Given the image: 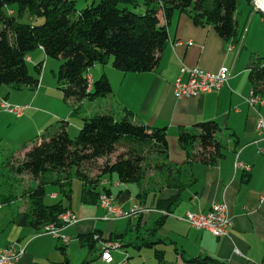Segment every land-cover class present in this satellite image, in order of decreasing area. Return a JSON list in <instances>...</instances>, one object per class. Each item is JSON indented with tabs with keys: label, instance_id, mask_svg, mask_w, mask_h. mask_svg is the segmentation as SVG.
I'll return each mask as SVG.
<instances>
[{
	"label": "crops",
	"instance_id": "crops-1",
	"mask_svg": "<svg viewBox=\"0 0 264 264\" xmlns=\"http://www.w3.org/2000/svg\"><path fill=\"white\" fill-rule=\"evenodd\" d=\"M138 1L140 9H143L142 0ZM159 17L165 23L161 14ZM257 17L252 15L239 45L221 38L211 25L197 26L188 16L175 11L166 24L168 39L159 53L158 64L152 71L123 73L110 64H95L88 70L89 76L95 80L105 75L110 82L111 93L105 97L84 99L76 103L71 111H68L65 102L69 101L70 108L73 100L64 99L58 88V81L56 89L54 81L48 78V57L39 49L30 54V61L27 63L36 65L43 61V73L39 77L37 90L19 101L27 104L28 108L18 118L24 117L23 121L31 128L36 127L38 130L46 123L51 126L49 117L32 106L47 77L44 95L40 99L54 104V113L48 116L57 118V121L67 120L66 130L69 126L68 119L72 116L76 117L72 126L80 128L83 118L107 113L120 118L125 109L131 112L134 123L166 129L169 145L166 163L169 170L164 167L159 173L150 172L137 184L121 183L114 175L111 178L104 175L102 178H107L110 183H99L97 191L99 194L105 188L110 190L116 198L115 204L123 209L134 204L156 208L160 202L162 206L163 202L165 204L159 208L168 209L171 215L162 218L159 213L150 211L131 221L125 218L105 220V211L98 205V196L94 197L92 194L83 197L81 189L79 196L73 200L72 192L69 198H65L54 189L49 192L48 197L58 199L62 195V199L58 200L78 218L75 224L60 230V233L70 237V241L63 244L48 233L37 231L28 225L11 223L0 232V249L14 241L25 244V251L15 264H105L100 260L99 241L95 239L93 244L83 246L79 236L96 232L94 235H100L101 240H106L112 234L126 229L140 235L161 221L155 237L161 238L163 243L155 247L164 250L168 261L180 262L178 256L182 253L186 257L210 256L226 264H261L264 261V200L260 199L264 186V156L261 153L264 141L259 140L256 121L258 113L264 117V106L259 107L257 113L247 103L251 90L248 65L254 57L262 58L261 64L264 65V18ZM236 18L239 30L245 25L246 16L236 11ZM176 40H181L183 44L174 45ZM187 41L192 44L188 45ZM257 41L259 45L256 44ZM57 60L60 65L61 60ZM181 64L208 72L216 71L223 65L230 68L231 74L227 84L217 91L177 99L173 94L172 84L177 78H187L179 72ZM68 112L69 117H66ZM204 121H215L218 124L220 129L216 138L225 144L223 155L214 162H188L177 143L178 131L181 127L190 128L195 123ZM54 127L57 126L52 125ZM31 146L25 145L22 149L27 151ZM236 154L239 161L249 166L248 171L234 169ZM73 180L75 179L70 181L71 190ZM79 182L82 185V181ZM52 194L56 196L52 197ZM213 202H224L227 205L230 225L225 236L214 237L208 231L192 228L178 219L187 212L206 213ZM154 216L157 219L151 224ZM126 240L127 237H124V241ZM120 244L125 249L112 252L114 263L120 264L123 259L121 256L127 254V260L123 264H130L132 255L127 248L131 247L141 259L152 258V264H157L154 248L138 249L124 246L121 242ZM114 253L118 258H115ZM132 264L141 263L135 260Z\"/></svg>",
	"mask_w": 264,
	"mask_h": 264
},
{
	"label": "trees",
	"instance_id": "trees-1",
	"mask_svg": "<svg viewBox=\"0 0 264 264\" xmlns=\"http://www.w3.org/2000/svg\"><path fill=\"white\" fill-rule=\"evenodd\" d=\"M141 4L143 9L138 7V0H93L77 9L75 0H0V86L14 90L37 88L40 81L37 75L41 74L43 61L33 65L37 74L33 75L25 57L42 46L47 57L61 60L56 77L64 99L80 103L84 99L105 97L112 91L108 78L101 75L92 80V88L88 90V70L95 64H110L123 73L152 71L168 39L166 24L175 11L188 16L197 26L211 25L226 41H239L242 27L238 30L237 0H142ZM8 8L14 13L8 14ZM24 13L33 19L41 17L42 21L38 24L21 22L18 19ZM160 14L165 23L160 21ZM261 61L262 58H252L248 79L251 89L264 97ZM67 123V120H60L59 126L36 135L41 138L40 143L31 146L17 164H11L10 157L0 162V203L7 206L0 217V232L11 223L28 225L37 231H42L46 224L57 223L58 216L68 208L60 200L50 204L44 202L46 185H58L63 197L69 198L72 178L67 173L64 179L46 180L51 172L62 173L69 166L109 156L117 146L126 152L115 162L106 164L102 173L110 178L116 176L121 183H139L145 174V165L150 162H155L160 169L168 165L165 162L169 151L166 129L134 123L127 109L120 118L111 113L83 118L75 137L69 136ZM219 129L215 121L181 127L177 143L186 161L214 162L221 157L225 144L216 138ZM24 173L39 182L25 194H18L13 184L18 181L17 175ZM77 175L82 181V196L93 194L97 197L99 183L86 181L79 172ZM103 191L110 193L106 188ZM22 196L27 197L28 208L12 212L10 203ZM163 204L160 206V202L156 208L162 209L159 207ZM160 223L158 221L156 226L140 235L126 229L106 240L120 241L124 246L138 249L152 247L157 264H226L210 256L186 257L182 253L178 256L180 262L168 261L164 250L155 247L163 243L161 238L155 237ZM95 233L79 236L81 244H93ZM98 238L101 239L100 235Z\"/></svg>",
	"mask_w": 264,
	"mask_h": 264
},
{
	"label": "built area",
	"instance_id": "built-area-1",
	"mask_svg": "<svg viewBox=\"0 0 264 264\" xmlns=\"http://www.w3.org/2000/svg\"><path fill=\"white\" fill-rule=\"evenodd\" d=\"M250 5L255 12H259L264 16V1L263 0H250ZM246 32V27L242 28L239 41L237 44H241ZM191 45V41L186 42ZM181 40H176L174 45H182ZM38 49L43 51L42 46H38ZM25 61H30L29 56L25 57ZM179 72L185 74L187 78L181 80L177 78L172 84V91L177 99L196 97L203 93L217 91L227 84L231 70L226 66H220L218 70L213 72L204 71L198 67H189L184 64L180 65ZM89 78V77H88ZM88 90L92 88V79H87ZM247 103L258 113V108L264 106V97L256 94L253 89L250 90L247 98ZM0 108L11 113L15 117H21L23 112L28 108L27 104H10L5 100H1ZM256 132L259 136V140L264 141V117L258 113L256 121ZM261 153L264 156V147L261 148ZM264 168V163H263ZM234 169L249 170V166L238 160V154H236L234 161ZM103 185L110 183L105 178L101 182ZM55 197L56 194H52ZM115 196L112 193H106L105 191L98 194V205L101 206L105 215V220L115 219H127L136 218L141 214L153 211L162 216L171 215L165 209L148 208L141 206L140 204H134L128 209H123L115 204ZM260 199L264 200V186L261 191ZM56 224H48L43 227L42 232L48 233L55 238H58L63 244H67L70 241V237L60 233L61 228L73 225L78 221L77 216L71 210H65L57 218ZM178 219L185 221L192 228L202 229L208 231L214 237H222L227 234L228 227L230 225V218L227 205L224 202L211 203L210 209L206 213L201 212H187ZM94 239H97L100 243V260L105 264H119L114 263L112 252L121 247L120 243L113 240H101L97 235H94ZM25 244H21L17 241L10 242L0 249V264H15L25 251ZM127 260V254L124 256L120 264L125 263ZM264 264V261L261 263Z\"/></svg>",
	"mask_w": 264,
	"mask_h": 264
},
{
	"label": "rangeland",
	"instance_id": "rangeland-1",
	"mask_svg": "<svg viewBox=\"0 0 264 264\" xmlns=\"http://www.w3.org/2000/svg\"><path fill=\"white\" fill-rule=\"evenodd\" d=\"M75 2H76V8L80 9V8L85 7L86 4L91 3L92 0H75ZM140 6L141 5H139L138 7H140ZM138 10H140V9H138ZM6 11L8 12V14L14 13L9 8ZM238 11L241 12L242 15L245 14V16H246V23L242 27L243 29H244V27L247 28L252 15H254V14L257 15L258 16L257 18H261V17L264 18L261 13L255 12L252 9L250 2L248 3L247 0H237V12ZM18 20L21 22L37 23L38 24L42 21V18L38 17V18L33 19L29 16L28 13H24V15ZM256 44L259 45V41H257ZM33 53H36V50L31 52L30 54H33ZM47 60L49 62L46 65L47 74L49 76L48 78L54 81V87H56V89H57L56 74H57V71L59 68V62L57 59L50 58V57H48ZM27 66H28V69H29L31 74L37 75L35 73V71L33 69V65L31 63H27ZM88 74H90V72ZM37 76H38V78L40 77L39 75H37ZM88 79H92L91 76H89ZM46 82H47V77L45 79V82L42 83L43 88L40 91V95H39L37 101L35 102V104H32V106L35 110H37V111L40 110L41 112L45 113L46 117H49L48 121H50L49 125H51V126H48V124L46 123V124H43V126H40L38 128V130H36L37 129L36 127L31 128L30 126L26 125V121H23L24 117L18 118V117H15L14 115H12L10 113H7L3 109H0V162L3 161L2 159L6 158V157H10L11 164H17L19 161H22L24 158V154L26 152L22 149V146H25V145H32L33 146L34 144L40 143L41 138H36L35 137L36 135L39 136L41 134H44L45 133L44 129L50 130L52 128V125H54V126L59 125L58 123L60 120L57 121V118H55V117L51 118L50 117L51 115H53L52 113H54L53 112L54 111L53 110L54 104H52V102L49 100L40 99L41 96L44 95V91L46 88L44 83H46ZM36 90H37L36 88L35 89L24 88L21 90H14V89L6 86V85H1L0 86V102L3 99L10 104H13V102H16V103H19V105H24L23 102H19V101L24 96H26L28 94L33 95ZM66 101L67 102H65V103H66V106H68V111L69 110L71 111L76 103H74L72 101L71 107L69 108V101L68 100H66ZM58 106H59V103H58ZM48 114L50 116H48ZM69 114H70V112H68L66 117H69ZM59 118H61V117L59 116ZM44 121H45V119H44ZM68 121H69V126L67 127V132H68L70 137H75L77 135L79 129H80V128H76V127L72 126V124L74 122H76V117L72 116L68 119ZM44 125H47V126H44ZM45 127H48V128H45ZM125 152H126V149H124L123 147L117 146L115 152L109 156L101 157V158L91 160V161H85V162L78 164L77 166H74V165L69 166L68 169H66V170L64 169L62 171V173L51 172V173H49L48 176H46V180H51V179L53 180L56 178L64 179L65 175L68 173L67 175H69L72 179L73 178L75 179L72 181V190H71L72 199L75 200L79 196L80 191L82 189V185L80 184L79 180H77V177H78L77 172H79V174L81 176H83L82 178L86 177V181H90V182H94V183L95 182L101 183L102 180L105 179V178H102V177H104V175L102 173L104 166L106 164H109V163L111 164V163L115 162L120 156L122 157V155H124ZM160 163H162V161H160ZM165 166L167 167L168 165L166 164ZM169 169L170 168L167 167V170H169ZM144 170H145L144 175H147L150 172L159 173L163 169L156 167L155 162H150L147 165H145ZM16 178L18 181L15 182L13 185L17 188L18 194H25V192L34 188L37 185V183L39 182V179L35 180L31 177V175L25 174V173L22 175H17ZM1 184H2V180L0 181V185ZM99 188H100V186H98L96 188V190L97 189L99 190ZM54 189L56 191L60 190L58 185H55L53 183H48L46 185L47 194L44 198L45 203H52L58 199H62V195H59L58 199H50L48 197L49 192L51 190H54ZM10 204L13 208L12 212H23V211H26V209L28 208V199L26 196L25 197L22 196V197H19L16 201L11 202ZM6 207H7L6 204L0 203V217L4 213ZM156 219H157L156 216H154L151 224ZM131 220H134V219L132 218ZM124 221H126V220H124ZM46 225H48V224H46ZM46 225H44V226H46ZM132 233L134 234V231H132ZM124 249H125L124 247H119L116 251H121V250L123 251ZM127 251L129 253H131V255H132L130 258V264L134 263L135 260H138L139 263H141V264L142 263H145V264L154 263V260L152 258L141 259L140 256L138 255V252H136L131 247L127 248ZM114 256H115V258H118V255L116 256V253H114ZM124 256H121V257L124 258ZM141 257H144V256H141Z\"/></svg>",
	"mask_w": 264,
	"mask_h": 264
},
{
	"label": "water",
	"instance_id": "water-1",
	"mask_svg": "<svg viewBox=\"0 0 264 264\" xmlns=\"http://www.w3.org/2000/svg\"><path fill=\"white\" fill-rule=\"evenodd\" d=\"M264 1V0H263Z\"/></svg>",
	"mask_w": 264,
	"mask_h": 264
}]
</instances>
